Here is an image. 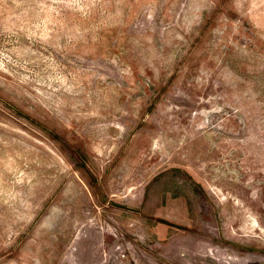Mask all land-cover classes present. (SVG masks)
<instances>
[{"label":"rangeland","instance_id":"374dc122","mask_svg":"<svg viewBox=\"0 0 264 264\" xmlns=\"http://www.w3.org/2000/svg\"><path fill=\"white\" fill-rule=\"evenodd\" d=\"M0 264H264V0H0Z\"/></svg>","mask_w":264,"mask_h":264}]
</instances>
